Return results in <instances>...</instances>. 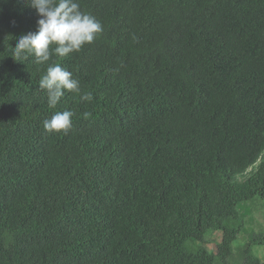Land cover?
<instances>
[{"label":"trees","instance_id":"trees-1","mask_svg":"<svg viewBox=\"0 0 264 264\" xmlns=\"http://www.w3.org/2000/svg\"><path fill=\"white\" fill-rule=\"evenodd\" d=\"M76 2L103 32L37 65L0 0V264H264V0ZM52 64L81 87L55 108Z\"/></svg>","mask_w":264,"mask_h":264},{"label":"clouds","instance_id":"clouds-1","mask_svg":"<svg viewBox=\"0 0 264 264\" xmlns=\"http://www.w3.org/2000/svg\"><path fill=\"white\" fill-rule=\"evenodd\" d=\"M30 7L37 12L39 19L35 31L22 34L12 57L24 62L30 55L37 65L48 62L55 54L60 58L79 52L85 44H91L103 32V25L95 17L80 10L76 0H29ZM39 88L47 93L49 108H55L65 92L80 93V81L60 64L47 67L46 74L39 81ZM91 102L90 92L80 96ZM71 110L55 112L51 119L44 121L46 131L67 133L72 128ZM90 113H85L87 118Z\"/></svg>","mask_w":264,"mask_h":264},{"label":"rangeland","instance_id":"rangeland-1","mask_svg":"<svg viewBox=\"0 0 264 264\" xmlns=\"http://www.w3.org/2000/svg\"><path fill=\"white\" fill-rule=\"evenodd\" d=\"M207 239L210 241V242L208 241L207 248L210 251H214L215 250V243L211 241L210 236H207ZM253 252L255 254L260 255L261 257H264V249H262V248H254L253 249Z\"/></svg>","mask_w":264,"mask_h":264}]
</instances>
